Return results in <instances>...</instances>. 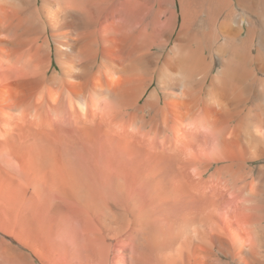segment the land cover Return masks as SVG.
I'll use <instances>...</instances> for the list:
<instances>
[{"label": "bare ground", "instance_id": "1", "mask_svg": "<svg viewBox=\"0 0 264 264\" xmlns=\"http://www.w3.org/2000/svg\"><path fill=\"white\" fill-rule=\"evenodd\" d=\"M0 264H264V0H0Z\"/></svg>", "mask_w": 264, "mask_h": 264}]
</instances>
